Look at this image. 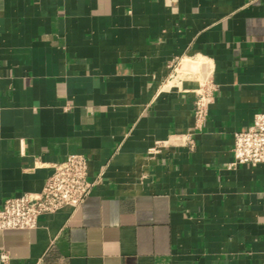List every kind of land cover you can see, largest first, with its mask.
Masks as SVG:
<instances>
[{
	"label": "crops",
	"instance_id": "crops-1",
	"mask_svg": "<svg viewBox=\"0 0 264 264\" xmlns=\"http://www.w3.org/2000/svg\"><path fill=\"white\" fill-rule=\"evenodd\" d=\"M260 111L264 0H0V206L69 153L93 182L0 264H264V163L227 166Z\"/></svg>",
	"mask_w": 264,
	"mask_h": 264
},
{
	"label": "built area",
	"instance_id": "built-area-1",
	"mask_svg": "<svg viewBox=\"0 0 264 264\" xmlns=\"http://www.w3.org/2000/svg\"><path fill=\"white\" fill-rule=\"evenodd\" d=\"M169 77L171 81L174 75L169 74ZM214 89V84L210 83L195 91V127L199 128L204 121V99ZM159 149L160 145L152 146L147 149V153L152 155ZM231 154L228 168L239 164L264 163V111L256 112L249 126L233 133ZM50 167L51 172L38 192H23L3 198L0 206V230L34 228L41 215L55 212L64 206L75 208L89 194L93 182L87 177V162L82 154L69 153L62 160L51 163ZM6 259L7 254L1 253L0 260L5 262Z\"/></svg>",
	"mask_w": 264,
	"mask_h": 264
}]
</instances>
